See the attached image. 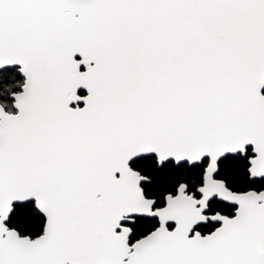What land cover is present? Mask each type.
Returning <instances> with one entry per match:
<instances>
[{"label":"snow or ice","instance_id":"1","mask_svg":"<svg viewBox=\"0 0 264 264\" xmlns=\"http://www.w3.org/2000/svg\"><path fill=\"white\" fill-rule=\"evenodd\" d=\"M0 264H264V0H0Z\"/></svg>","mask_w":264,"mask_h":264}]
</instances>
